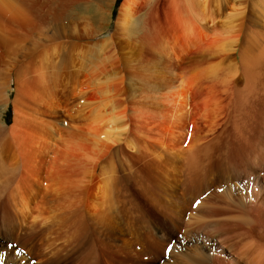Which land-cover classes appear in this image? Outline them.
<instances>
[{
  "label": "bare ground",
  "instance_id": "6f19581e",
  "mask_svg": "<svg viewBox=\"0 0 264 264\" xmlns=\"http://www.w3.org/2000/svg\"><path fill=\"white\" fill-rule=\"evenodd\" d=\"M6 1L7 0H0V5L6 4V5L10 6V4L12 3V0H10L11 1L10 4H7ZM168 1L167 2L169 4V8H168L169 14H168L167 20L163 18L165 15H163V17H162L164 19L163 20L164 23H165V20L168 22L167 32L166 33L163 32V31H166V28L162 32H159V30L156 29V27L157 26L159 27L160 22H159V24L156 22L158 25L152 26L154 28L153 29L154 31H151V32L149 31L150 33L145 34V31L143 32V30L146 28H143L142 32L144 34H140L141 36L143 35L142 38L139 37L142 40L144 39L147 41V42L146 41L145 42L147 43L148 48H150V46H151V49H148V48H146V49H148V51L151 53L153 52L155 61L158 64L157 67H159V69H160L161 74H160V76H158L159 77L158 82H155V81L150 82L151 80L150 79H149L150 81L148 80V78L150 77V76L146 77V75L149 74L148 69H147L148 74H145L146 72L136 71L137 67L136 68L134 67L135 70L130 69L128 71V73L126 72L127 82L124 80L126 82V84H125L126 86H124V84H122V80L124 78L122 79V77H121V79H120L119 73H117L118 69L116 70V65H115L116 63H114L117 61L112 60V57H111L112 55L115 54L114 51L110 52V53H114V54L107 55L110 46H111V48H113L112 45L109 46V44L111 43L109 40H111V38H109V40L107 39V37L103 38V39H98V40H96L90 44H86V46H84V47L79 46V44H81L79 42L78 45L74 43L67 48H65V46H62L60 49L51 48V49H49V50L47 49L45 51H43V49H42V51H43L42 53H40L41 50H40V52L38 51L39 49L37 50L40 53V55H38L35 59V61L38 63V65L36 64L37 65L36 67H38V69H40L41 71L39 70L38 75L36 74V72H37L36 70H35V73L33 71L34 75L36 74V76L34 77V79H32L33 81L29 80L32 82V84L29 81H25V82L23 81L19 84L18 88L16 89V94H15L14 98L12 99V102H13V110L12 111L14 112V116L12 119L13 121L9 126L10 127H16L17 126L18 119H20L19 116L21 113V111H19L20 110L19 107L22 105H25L29 101H31L33 103V105L38 107L36 114H41L39 109L42 108L43 112H45L46 115L48 114V116H51L52 119L48 120L44 123H42V121H40L42 123L41 127H36L37 130H36V132L33 131L34 133L30 132L31 134H30V136H28L30 138L29 142L27 143L28 146L26 144L23 145V147L25 145L27 146V151H26L27 154H26V162H25L26 166L22 165L23 164L22 163L21 166L18 168L19 170L17 171V173L12 172L13 168H11L12 171L10 172V174L13 175L15 173L12 180L16 179V185H20V183L25 180L24 176L22 178H20V176H19V174L22 173V171H20V170H23V169L25 171H28L29 169H31L32 173L35 172L36 176H38L37 180H39V182L35 183L36 187L34 185L32 186L30 184V182H27V181L22 182L21 185L22 184L25 185V190H20L17 192H16V186L14 187L15 189L13 190V197L19 196L18 204L20 205L19 208L21 209V211H20L21 214L19 216H21V219H20V217H18V215H16L17 214L16 212L18 211V209H16L17 211L15 212V215H14V216H16V218H14V216H11L10 214H7V213H6V215L3 214V212H1V211H4V210L1 209V211H0L1 212L0 213V236L2 237V239H5V241L9 240L11 238L14 240H16L15 238H17V240H20L19 236L21 234L26 233V228L24 226V225H26L25 221L27 218L31 217V215L32 216L35 215L32 213L33 207H34L33 204L36 202L35 200L38 199L37 197L42 195L41 194L42 188H46V187L42 186V179L43 178L45 179L47 176L52 175L51 174L52 168L49 167V165L47 163V155L49 152H51L57 146V143L60 142L62 144H67L70 142V139L67 140V138L63 135V131H64L63 129L65 128L64 125H66V122L64 123V125H63L64 128L62 129V127H61V121L62 120L60 119V116L64 112L68 113V110H70V108L76 107L75 108L76 109L75 114H73V115L69 114V120H71V122H72V124H74V126L71 124H67L66 126L69 125L72 128L70 130L74 131V133L72 132L73 135H76V136L78 135L75 133H79V134L82 133V135H86V138H89L92 141L93 144L92 143L91 144L94 145L97 149H99L98 153L101 151H104V149H106V150H107V148L109 149L112 146V143H114V142L118 143L123 138H125V146H121L119 144V146L118 147L115 146L116 148L113 150L114 156L117 157V163L114 166L108 165V169L110 171H108L107 167L105 168V166H104L103 172L104 173L109 172V173H111V175L108 174V175L102 176L103 178H100V176L97 177L96 179L100 178V180H98L91 187V189H90V191H88V194L86 197L87 204L85 205V208H86L85 211L87 213L86 214L87 217H85V218H86V221L90 223V225L92 227L91 228L92 230L90 229V231L92 234H94V236L97 235V234L95 235V233H97V231H98L97 228L102 227L104 223H107V225H109L110 227L112 226L113 222L111 221V219L107 218L108 214L111 212L110 209H112L110 207H113V209H114L113 216L115 214V217H116V214L118 215V213L121 212V210L123 211V209H121L120 206L121 207L126 206L124 203H127L132 208V206L135 202L134 201H133L134 203L130 202V200H132V199H131V197H128V196L127 197L130 198V200H129V202L127 201V199H126L127 197L125 196V193H124L125 183L129 182L128 180L132 176H137V177L140 176L141 177V173H143L142 175H145L147 177V179H149V180H151V177H152V179H153L152 182L153 181L159 182V184H157V182H156V184L158 186L160 185L159 187L161 189H159L157 187L158 191L156 192V196L155 197L153 196L154 198L153 197L152 198H153V201L155 202L154 206H156V204H157V206H158L157 209L161 210L160 213H161L162 219L166 218L168 229H170L172 231L175 230L176 232H181V231L187 232L188 229H194L195 232H196V230L202 231V233H204L210 237L212 236V237L217 238V240H216L217 241L216 243L218 244L217 245L218 246L217 247V253L220 252L222 247H226L227 249H230V251L228 253L229 257H227L225 260L224 259L222 260V259H218V257H217L218 254H214L213 256L203 255V253L199 250L197 245L194 244V246H193V244H192L191 247H188V249L190 248L189 251L186 250L187 252L185 253L187 256L185 258L190 259L192 261V264H264V246L259 244V242L256 240L257 238H255V237H257V233H256V230L254 229L255 228L254 225H255L257 220H255L253 211L248 210V209H244V208H239L237 210V213L239 214L240 217L243 218V220H241V221L245 222L247 229H245L244 231H240V232L234 231V229H233L232 230L233 232H231V234H230L229 232H225L226 228L229 226L228 219L226 222V221H224V219H222V218L220 219V217H221V215H226L228 213L236 212V210H234V208H236V206L234 205L235 204L234 202H236V201L230 195H228V193L225 190L222 191V193H217V192L208 193L205 198H201L200 199L201 201H198V202H200L199 205L193 206V204H192L193 201L198 200L200 197H202L204 195L203 193L206 192L207 189L209 191L210 186L213 185V184H210L212 180L210 181L209 175H210V173H213L214 171H216L220 177V180L216 183H221L225 180L230 181V180L238 178L240 176L247 178L246 180H249L250 183L253 184L254 194H256V195H254L252 193L249 194L248 197H250V198H248V200H250L251 202H255V203L257 202V199H256L257 193L260 192L262 190V188H264V181L258 180V178L255 175V170H253V169H257L258 171L259 170L264 171V169H263L264 168V143L261 142L263 140L260 141V139H257V138H262V136L264 138V132L261 131L263 133V134L261 133L262 134L261 135L259 133V130H258V133L260 134L258 137H256V135H255V137H254V135H251V133L254 131L252 128L254 126L252 125L251 122L255 121L254 109L251 106V104L253 102L252 99L255 98L257 100L258 97H256V96H258L259 93L263 92V90H264V30H262L263 28L261 29L259 27L258 28L261 30H259L258 28L255 29V27L252 25V24H254V21H253V23H251L253 17L251 18V16H248L249 13L248 12L246 13L247 10L245 9L247 6L245 5V2H243L241 0H168ZM250 1L251 0H249V3H250ZM253 1H255V0H253ZM107 2H109V1H107ZM255 2H254V4L252 2L249 5H251V7H252V5L255 6ZM105 4H106V2H105ZM257 4H260V3L258 2ZM262 4H264V0H263ZM139 5H140V0H122V2L120 4V9H119L120 11L118 10L119 14L117 13L118 16L116 17V23L115 24L117 26L116 25L115 26L118 27L120 25L122 26V25H125L126 23H129V21H131L133 19ZM107 6H108V3H107ZM3 7H5V6H3ZM6 8H4V9H6ZM106 8L107 9H104V10H108V7H106ZM253 8H252V10H253ZM109 9H110V7H109ZM256 9L257 8L255 7V11H256ZM99 10H101V9H99ZM263 10L264 9H262V11L261 10L260 11L262 13H264ZM145 11L148 12L147 10H145ZM102 12L104 13V11H102ZM10 13H11V11H10ZM147 14L148 13H146V15ZM253 14H251V15L256 16L255 13H253ZM259 14H261V13H258V16L260 17ZM90 15H92V14H90ZM149 15H147V17ZM98 16H100V15H98ZM101 16H103V15H101ZM105 16H106V14L104 15L103 18H105ZM261 16L264 17V15H261ZM142 17H143L142 19H144V16H142ZM150 17H152V16L150 15ZM259 17H258V20H260ZM262 18H261V21H262ZM155 20H156V18H155ZM101 21H103V19ZM146 21L144 19V23H146ZM149 21H150V19H149ZM136 22L134 19V23H136ZM219 22H220V26H221L220 32H224V33L219 34V33H217L219 31V28L218 29L214 28L215 26H218L217 24ZM142 23H143V21H142ZM151 23H153V22H151ZM156 23H155V25H156ZM164 23H162V25ZM256 23H258V21ZM263 23H264V20H263ZM131 24L132 25H130V28L131 29H132V27L135 28V24L133 25V22ZM138 25H140V24L138 23L137 26ZM165 25L166 24H164V26ZM149 26L151 27V25H149ZM237 26H239V27H237ZM124 27H126V26H124ZM142 27L143 26H141V28ZM212 27L216 31H212L211 30ZM235 27L238 29L236 30ZM130 28H129V30H130ZM126 29L127 28H125V30ZM135 29L133 30V32L137 31V29L136 30ZM148 29L149 28H147V30ZM1 30H0V32H1ZM161 30L162 29L160 28V31ZM113 31H114V29H113ZM127 31H124V33ZM2 32H3V30H2ZM112 32H111V35H112ZM233 32H235V33L237 32V33L233 34ZM240 32L243 33V35L241 36V37H243V41L239 42L238 36H239ZM114 33H113V35H114ZM117 33H119V32H116V34ZM135 33H138V32H135ZM3 34H4V32H3ZM133 35H135V34H131V37ZM138 35H139V33H138ZM1 36L3 37L4 35H0V37ZM116 37H118V36H116ZM131 37H130V39H131ZM118 38H120V37H118ZM123 38L125 39V37H123ZM133 38H135V37H133ZM141 39H139V40H141ZM3 40H1V41H3ZM142 40H141V42H142ZM134 41L135 40L133 39L132 42H134ZM127 42H128V39H127ZM137 42H140V41H137ZM137 42L135 41V44ZM141 42H140V44H145V42L144 43L143 42L141 43ZM148 43H149V45H148ZM111 44H113V40H112ZM145 45H143V46L145 47ZM122 46H123V44H122ZM136 46H137V44H136ZM142 47L140 48V50H142ZM131 48H134V51H135L136 47H131ZM139 48L137 47V50ZM150 50H152V51H150ZM234 50H238L237 57L239 60L240 73L237 76L236 73L234 72L235 75L237 76L236 77L237 79L233 82L234 83V89L231 88L233 92L231 93L232 97H229V101H231V105H230V109H229L228 114L226 113L227 115H225L226 116L225 119L222 118L223 116L222 117L220 116V112L223 109L221 108V110H220V108L218 106H221V105H219V104L216 107V104L218 101L215 102L214 107L219 108V110H220V111L218 110L219 113H218L216 108L211 107L213 104H211V106H210V104H208L206 101V102H203L204 103L203 106L200 105V106H202L201 107L202 113H201V111L200 112L198 111L199 112V114H198L197 110L195 109L196 101L197 100H203V99H200V98L197 99V98L199 96L202 97L200 95V92L203 89H204L203 91H206L205 88H203V89L201 88V86L199 84V83H201V81L196 80L195 74L197 73L196 71L200 68H198V66H197L198 69L196 70V68H195L196 66H193L195 68V71L194 70L188 71V69L190 68V64L187 65L189 67L188 68L185 65L187 63L184 64L183 62L188 61L187 58L192 57V56H197V55L203 56L204 54L215 56L214 54H223L224 52L233 53L232 51H234ZM120 51H121V49H120ZM142 51H144V50H142ZM142 51H139V53ZM231 53H228V54L230 55ZM35 54H37V53H35ZM132 55L134 56V54H132ZM136 55H138V54H136ZM153 55H152V57H153ZM231 55H234V54H231ZM147 56H148V54H147ZM217 56L220 57V59H218V61L217 60L214 61L215 64H219L220 63L219 60L220 61L222 60L221 59L222 56H220V55H217ZM139 57H141V56L139 55ZM152 57L150 59H153V61H154V58H152ZM208 57H210V56H208ZM147 58H149V57H147ZM193 58H195V57H193ZM223 58H224V55H223ZM226 58H228V57H226ZM113 59H115V57ZM120 59L123 61V58L120 57ZM202 60H203V62L200 61V63L202 62L201 68L204 67L203 64H204L205 59H202ZM208 60H209V58H208ZM228 60L225 62L226 64H228ZM142 61L145 62V60H143V58H142ZM132 62H134L133 59H132ZM191 62L192 61H190V63ZM205 62L206 63L210 62V60L209 61L206 60ZM212 62H211V64H212ZM222 62H223V60H222ZM222 62L220 63L221 66H222ZM134 63H136V62H134ZM153 63H151V65ZM157 64H154V65H157ZM183 64L187 67L186 70L188 72L185 71L184 67H183L184 70L182 69ZM207 64L209 66L210 63H207ZM207 64H206V66H207ZM215 64L214 65L212 64V66H209V69L207 67V69H208L207 73L208 74L206 73L207 69L205 70V74H207L209 77L210 76L214 77L219 70L220 64L219 65H215ZM226 64L224 65L223 68H226V66H227ZM229 64H230V61H229ZM140 65H141V63H140ZM231 65H234L233 67H235V65H237V64L236 63L232 64V62H231ZM231 65H230L229 69H231ZM58 66H59V68H61L62 72L61 71H55L54 68H53V70L55 72H57L55 75H56V78L58 79L61 94H60V96H55L54 94H56V93L53 94V90H55V89H53L51 91L52 88L50 89L48 87L47 83L45 82V79L49 75L48 74L46 76L47 68L48 67H51V68L52 67H58ZM140 67H138V69ZM145 67L146 66H144V68ZM193 67L191 69H193ZM24 69L27 70V68H24ZM19 70H22V68L21 69L19 68ZM30 70H32V69H30ZM125 70L127 71V69H125ZM145 70L146 69H144V71ZM52 71L49 70L48 72L52 73ZM190 71L195 72V73L190 74ZM233 71H234V69H233ZM198 72H199V70H198ZM219 72H220V70H219ZM236 72H237V70H236ZM17 73H19V72H17ZM23 73H25V71ZM152 73H150V74H152ZM26 74L27 73H25V75ZM201 74L204 75L203 72ZM23 75H22V78L24 77ZM50 75H52V74H50ZM226 75L223 74L225 79L227 77ZM229 75H232V74L229 73ZM45 76H46V78H45ZM219 76H218V78L221 77V76L220 77ZM223 76H222V78H224ZM232 76H234V75H232ZM50 77H53V75ZM207 77L205 75L206 79H207ZM29 78H31V75L29 76ZM48 78H47V80H48ZM227 78H229V76ZM198 79H200V78H198ZM206 79H205V81H206ZM208 79H211V78H208ZM19 81H21V80L19 79ZM49 81H50V79H49ZM215 81H218V80H215ZM241 81H242V85H240ZM230 82H232V81H230ZM27 83H30L32 86L29 87V84H27ZM48 83H50V82H48ZM136 83H142L148 89L147 94L145 92L146 98L144 97L147 100L146 102L148 103V105H146V106L144 104L143 105H140V104L137 105L135 103H127L126 104V100H125V97L123 94H125V90L132 91V93H134V91H137L139 86ZM211 83H213V81ZM211 83H209L210 85H208V86H211ZM215 83H217V82H215ZM227 83H228V80H227ZM51 84H52V82H51ZM201 84H203V83H201ZM224 84H226V82ZM228 84H230V83H228ZM86 85H91V87H92L91 89H93L92 91H94V90L96 91L95 92L97 94L96 98L95 97H94V99L93 98L92 99L87 98L88 92L91 89L88 90L86 88L85 89L82 88L83 86H86ZM205 86H207V85H205ZM212 86H215V85L213 84ZM212 86L210 88H212ZM229 87H231V86H229ZM227 88H225V90ZM142 89L145 91V88H141L139 90H142ZM223 89H224V87H223ZM231 89L229 88V90H231ZM128 91L126 93H128ZM144 91H142L143 94H144ZM204 93H207V92H204ZM214 94H213V96H214ZM134 95H135V93L132 96H134ZM137 95H140V94H137ZM209 95L206 94V97L207 96L209 97ZM219 95L217 96L218 99H220ZM91 96H93V95H91ZM129 97L131 98V96H129ZM215 97H216V95H215ZM140 98L142 99V97H140ZM262 98H264V97H262ZM221 99L223 100L224 98L222 97ZM132 100H133V97H132ZM137 100L138 99H136V101ZM229 101H228V103H229ZM197 102H200V101H197ZM209 102H210V98H209ZM220 102H222V101L220 100ZM147 103H145V104H147ZM258 103H260V102H258ZM69 105H71L70 108H69ZM197 109H198V107H197ZM258 109H257V111H258ZM263 110H264V108H263ZM223 112L224 111H222V113H221L222 115L224 114ZM196 114L198 116H196ZM255 115H257V113ZM219 117H221L224 121L219 123ZM256 117L258 118V116H256ZM200 119H202V122H203L202 126H200L198 124V123H200L199 122ZM63 121H65V120L63 119ZM256 122H255V124H257ZM67 123H70V122H67ZM262 124H263V122H262ZM260 126H262V125L260 124ZM251 129L253 131H251ZM254 129L256 131V128H254ZM260 130H261V128H260ZM70 134H71V132H70ZM66 136H68V135L66 134ZM82 138H84V136H82ZM6 142H5V144H6ZM70 143H69V145H70ZM0 144L2 145V142H0ZM5 144H4V146H6ZM116 145H118V144H116ZM0 147H2V146H0ZM64 148L66 150H68L69 147L68 148L64 147ZM0 149L2 150V148H0ZM132 150H134V151H132ZM107 151L109 152L110 150H107ZM59 153H61V151ZM63 153H64V151H63ZM65 153L63 154L64 156H65ZM104 153H105V151H104ZM10 154H11V152H10ZM50 155H52V154H50ZM11 156H13V155H11ZM95 156H96V154H95ZM102 156H100V157L102 158ZM112 157H113V155H112ZM67 158H68V156H67ZM67 158H66V160H67ZM58 159L60 160L59 157H58ZM95 159H97V158H95ZM51 160L54 161V157ZM113 160H114V158H113ZM113 162L114 161H112V163ZM139 163L142 165V169H141L142 171L139 169L141 167L137 166V164L139 165ZM49 164H50V162H49ZM53 164H56V163H53ZM53 164H51V165H53ZM65 164H66V162H65ZM65 164H64V166H65ZM95 164H96V161H95ZM248 165H251V166L248 167ZM56 166H57V164H56ZM61 166L64 168L63 165H61ZM55 167H54V169H56ZM92 167H94V165H92ZM16 168H14V169H16ZM214 174H215V172H214ZM146 177H142V178L146 179ZM211 177H213V176H211ZM27 179H28V176H27ZM135 179H137L136 183H138V187H139V185L140 186L142 185V187H140L141 189L144 188L146 186V184L149 183V180H147V179L146 180L148 182L138 180L139 177L135 178ZM48 180H50V179L48 178ZM109 181H110V184H109ZM134 181H133V184H134ZM8 182L6 181V183H8ZM12 182H10V183H12ZM143 182H145L146 184H143ZM212 182H214V181H212ZM0 183H1V181H0ZM10 183H8V184L10 185ZM46 183H47V181H46ZM51 183H52V181H51ZM151 184H149V189H150ZM128 185H130V184L128 183ZM8 186L6 185V188ZM152 186H153V184H152ZM80 187L86 188L83 186H80ZM110 188H111V190H110L111 195H108L110 198V200H109L106 197V195L108 194ZM135 188H136V186H135ZM151 189H152V187H151ZM143 190H140L139 192H141ZM145 190L143 192H145ZM154 190L156 191V187L154 188ZM179 190H181V191H179ZM216 190H218V189H216ZM126 191H127V189H126ZM155 191H154V193H152V195L155 194ZM47 192H49V191H47ZM128 192H130V191H128ZM143 192H142V195H143ZM5 193H7V192H5ZM134 195H136V194H134ZM137 195H138V193H137ZM1 196L2 197H0V208L2 206L4 207L6 205L7 200H8L6 198V195H1ZM136 196H134V197H136ZM105 197L107 198V200L110 201L109 204L107 203L105 205L104 204L105 202L102 201V200H104L103 198H105ZM84 198H85V196H84ZM142 198H143V196H142ZM146 198H147V196H146ZM150 198H149V202L150 203L152 202L151 204H153V201H151L152 198L151 199ZM241 198H243V197H241ZM86 199H85V201H86ZM15 200H17V199H15ZM85 201H84V204H85ZM125 201H127V202H125ZM143 202H142V204H143ZM149 202H148V204H149ZM161 202L164 204L162 205ZM260 202H262V207H260V208L263 209L262 213H264V198H262L260 200ZM138 203H140V202L138 201ZM101 204H104L106 209L103 208L104 205H102V208H101ZM134 205H136V203ZM16 206L18 207V205H16ZM140 206H141V204H140ZM150 206H152V205H150ZM6 207H8V206H6ZM127 208L129 209L130 207L127 206L126 209ZM143 208H145V207H143ZM137 209L138 208H136V212L140 213L139 211H137ZM105 210L109 211L106 216L104 214ZM132 210H134V209H132ZM5 211L9 212V210H5ZM12 211H14V210L12 209ZM140 211H141V208H140ZM255 211L257 212L258 210H255ZM128 212H126V214ZM187 212H189L188 218L186 216ZM252 212H253V214H252ZM38 213H40V212L38 211ZM198 213H200V214H198ZM74 214H76V213H74ZM110 214H109V216H111ZM126 214L124 216H126ZM131 215H133V214H131ZM139 216H140V214H139ZM229 216H231V215H228L226 217H229ZM37 217L33 216L32 219L35 220ZM40 217H42V216L40 215ZM121 217H122V214H121ZM141 217H143V216H141ZM148 217H150V216H148ZM236 217H238V215ZM113 218L114 217H112V220H113ZM122 218H124V217H122ZM131 218H134V217H131ZM137 218L138 217L136 216V219ZM229 218L232 219L233 221L235 220L234 217H229ZM115 219H117V218H115ZM119 219H121V218H119ZM34 220H33V222H34ZM83 220L84 219H82V221ZM124 220L122 222H124ZM38 221H40V220H38ZM129 221H130V219H129ZM160 221H162V220H160ZM237 221H239V220H237ZM115 222L116 221H114V223ZM120 222H121V220H120ZM141 222H143V221H141ZM44 223H46V222H44ZM127 223H128V221H127ZM130 223H131V221H130ZM143 223H142V225H143ZM34 224L37 226V222ZM52 224H53V222H52ZM54 224H55V222H54ZM145 224H147V223H145ZM263 224H264V220L262 221V225ZM32 225H33V223H32ZM139 225L141 226L140 223H139ZM149 225L150 224L144 226V228L145 227L147 228V226H149ZM164 225H165V223H164ZM234 225H237V224L234 223ZM29 226H30V224H29ZM46 226H49V225L47 224V225H45V227ZM130 226L131 225H129V227ZM33 227L35 228V226H33ZM81 227L79 230H81ZM110 227H108V228H110ZM41 228H42V226H41ZM133 228H134V226H133ZM135 228H137V227L135 226ZM138 228L140 229V227H138ZM151 228H153V227H151ZM240 229H242V228L240 227ZM37 230L35 231V233L38 232ZM79 230L76 229L77 232ZM102 230H103V228H102ZM262 230L263 229H261V228L259 229V231L257 229V231L259 233L258 237H261V238L263 237V239H264V232ZM109 231H110V229H109ZM152 231L153 230L147 229L143 232V235H140L141 232H139L138 236L139 237L141 236L140 239H142L144 241V243H145V241H148V244H149L151 251L156 250V249H159V251H160L161 246H158L159 243L157 245V241L159 238L157 239L155 237L156 236L155 233H152ZM164 231H165V229H164ZM127 232H128V230H127ZM27 233H29V232H27ZM132 233H131V235H132ZM88 234H86V235H88ZM121 234H123V233H121ZM119 235H118V237H119ZM108 236H111V235H108ZM92 237H93V235H92ZM92 237H90V238L92 239ZM41 238H40V240H41ZM93 238H95V237H93ZM96 238H97V236H96ZM113 238H115V237L113 236ZM151 238H154V239H152V240H154L153 243L149 242V241H151ZM40 240H39V242H40ZM95 240H97V239H95ZM205 240H207V239H205ZM232 240H234L233 243L236 245H238V243L235 241H241V243H239V247L238 246L236 247L235 245H234L235 246L234 247ZM114 241H115V239H114ZM163 241H166V240H163ZM28 242H30V241H28ZM70 243H68V244H70ZM24 244H25V242H24ZM91 244H92V242H91ZM93 244H95V243H93ZM94 246H96V244ZM130 246H129V249H130ZM164 246H165V244H164ZM66 247L67 246H64V248H66ZM71 247L73 248V246H71ZM144 247H145V244H144ZM176 248H178V247H176ZM61 249H62V247H61ZM96 249H98V247ZM129 249H127V251ZM28 250H29V248H28ZM73 250H75V249H73ZM142 250H140V252ZM62 251H63V249H62ZM83 251L84 252H83V256H82V261H80L79 264H87V263L92 264L97 260L95 258L96 260L93 262V260H94V258H93L92 263L90 262L93 254H96V253H94L93 247L91 245L88 246L86 251L84 249H83ZM101 252H102V250H101ZM146 252H145V254H146ZM36 253H37V251H36ZM155 253H156V251H155ZM71 254H72V252H71ZM75 254H77V253H75ZM153 254H154V252H153ZM162 254H164V253H162ZM176 254H178V253H176ZM44 255L46 256V253ZM49 255H51V254H49ZM57 255H58V252H57ZM62 255L63 254L60 255V258ZM97 255H98V252H97ZM134 255H137V254H134ZM19 256H21V255H19ZM146 256H148V255H146ZM29 257H31V256H29ZM38 257H40V256H38ZM42 257H44V256H42ZM58 257H59V255H58ZM68 257L69 256H67V258ZM95 257H97V256H95ZM136 257H138V256H136ZM20 259H21V257H20ZM70 259H72V256ZM74 259L75 258H73V260ZM80 259H81V257H80ZM43 260H45V257ZM52 260H55V259L52 258ZM65 260H67V259H65ZM104 260H105V258H104ZM148 260H149V256H148ZM180 260L183 263L186 262L187 264H189L186 259H180ZM45 261H48V260H45ZM98 261L100 262V260H98ZM105 261H107V260H105ZM125 261H126V259H125ZM129 261H131V260H129ZM129 261H128V264H129ZM134 261L139 263V260L138 261L134 260ZM42 262L43 261H41L40 263L42 264ZM122 262H123V260H122ZM53 263L54 262H52V264ZM69 263H71V262H69ZM75 263H77V262H75ZM179 263L181 264V262H179ZM108 264H110V263H108Z\"/></svg>",
  "mask_w": 264,
  "mask_h": 264
},
{
  "label": "rangeland",
  "instance_id": "374dc122",
  "mask_svg": "<svg viewBox=\"0 0 264 264\" xmlns=\"http://www.w3.org/2000/svg\"><path fill=\"white\" fill-rule=\"evenodd\" d=\"M107 1H109V2H107ZM167 1L168 0H140V5H139V7L137 9L138 12L136 11L133 19L131 20L133 22V25L135 24V28L137 29V31H135V32H138L139 35H138V33L133 32V30L135 28H133V27H132V29L130 28V25H132L131 24L132 23L131 21H129V23H126L125 25H122V26L120 25V26L116 27L117 26L115 24L116 23V17L119 14L118 12L120 11L119 9H120V4H121L122 0H12V3H11L10 0L9 1L7 0L6 1L7 4H10L11 3L10 6L9 5H6V4L5 5L4 4L3 5H0V30L2 29L3 32H4V34H3L2 30L0 32V35H4L3 37L2 36L0 37V130H1L0 131V142H2V145L0 144V146H2V147H0V148H2V150L0 149V181H1V183H0V192L1 193L0 194L1 195H6V198L9 200V201L7 200L6 205L4 207L2 206L0 208V211H1V209L4 210V211L5 210H9V212L8 211L7 212L6 211L5 212L4 211H1V212H3V214L6 215V213H7V214H10L11 216H14L15 215V212L17 211L16 209H18V211L16 212L17 213L16 215H18V217H20V219H21V216H19L21 214V212H20L21 209L19 208L20 205L18 204L19 196H17V197L14 196L13 197V190L15 189L14 187L16 186V192H17V191H20V190H25V185H23V184L21 185L22 182H25V181L30 182V184L32 186L33 185L35 186L36 185L35 183H38L39 182V180H37V177L38 176H36L35 172L32 173V170L29 169V168H28L29 169L28 171H25L24 169L23 170H20V171H22V173L19 174L20 178H22L23 176L25 177V180L22 181L20 183V185H16V179H14V180H12V179H13V176L15 175V173H17V171L19 170L18 168L21 166L22 163H23L22 165L26 166V163L25 162H26V154H27L26 151H27V146H28L27 143L29 142V139H30L28 136H30V134L33 131L36 132V130H37L36 127H41L42 123H44V122H46L48 120H51L52 117L51 116H48V114L46 115L45 112H43L42 108L39 109V111L41 112V114H36V111H37L38 107H36L35 105H33V103L31 101H29L25 105H22V106L19 107L20 108L19 111H21V113H20V116H19L20 119H18L17 126L16 127H10L9 126L12 123V121H13L12 119H13V116H14V112L12 111L13 110V102H12V99L14 98V96L16 94V89L18 88V86H19V84L21 82H23V81L25 82V81L32 80V79H34V77L36 76V74L37 75L39 74V70L40 69H38V67H36L38 65V63L35 61L36 57L38 55H40V53H42L43 51H45L47 49L48 50L51 49V48H58V49H60L62 46H65V48H67V47H69L70 45H72L74 43L78 45L79 42L81 43V44H79V46H83L84 47V46H86V44H90V43H92V42H94V41H96L98 39H103V38H106L107 37L108 40H109V38H111V40H109V41L112 43V40H113V44H114V45L111 44V43L109 44V46L112 45L113 48H111V46H110L107 55H112V54L115 53L114 54L115 56L112 55L111 57H112V60L117 61V62H114V61L113 62L116 63L115 64L116 65V70L117 69L119 70V71L117 70V73H119L120 79H121V77H122V79L124 78L122 80V84H124V86H126L125 84L127 82V80H126L127 79L126 78V76H127L126 72L128 73V71L130 69H134L135 70L136 67H137L136 68L137 69L136 71H138V72H146L145 74H148V72H147V69H148L149 74L146 75V77L147 76L148 77L150 76L148 78V80L150 79L151 80V81L149 80L150 82H152V81L158 82L159 81V77L158 76H160V74H161L160 73V69H159V67H157L158 64L155 61L153 52L151 53V52L148 51V49H151V46H150V48H148L147 43H146L147 41L144 40V39L142 40L141 38H142L143 35L141 36L140 34H144L143 33L144 31H145V34L150 33L151 31H154L153 30L154 28L152 26H157L159 24V22H160L159 27L162 30L160 31V28L158 26L156 27V29H158L159 32H162L166 28V31H163V32L164 33L167 32L168 22L166 20H167L168 14H169V11H168L169 10L168 9L169 8V4H168L169 1L168 2ZM241 1L245 2V5L247 6L245 9L247 10L246 13L247 12L249 13L248 16H251V18L253 17L251 23H253V21H254V24H252V25L255 27V29L259 27L261 29L263 28L262 30H264V25H263L264 24L263 23L264 17L261 16V15H264V13L261 12L262 9H264V7H263L264 4H262L263 0H255L256 2L253 1V0H251L253 2V4L255 2V6L252 5V7H251V5H249V4L252 3L251 1H250V3H249V0L248 1L247 0H241ZM257 1L260 4H257L258 3ZM105 2H106V4H105ZM107 3H108V6H107ZM3 6H5V7H3ZM106 7H108V10H104V9H107ZM109 7H110V9H109ZM255 7L257 8L256 11H255ZM4 8H6V9H4ZM98 8L101 9V10H99ZM252 8H253V10H252ZM145 10H147L148 12H146ZM10 11H11V13H10ZM102 11H104V13ZM263 12H264V10H263ZM146 13H148L147 15L150 14L152 17H150V15L147 17ZM253 13H255L256 16H253L254 15ZM258 13H261V14H259L260 17L258 16ZM90 14H92V15H90ZM105 14H106V16H105V18H103ZM251 14H253V15H251ZM98 15H100V16H98ZM101 15H103V16H101ZM163 15H165V16L163 17ZM142 16H144L145 21L147 20L146 23H144V19H142L143 18ZM162 17L164 19H166L165 20V23H164V21H163L164 19ZM258 17L260 18V20H258ZM155 18H156V20H155ZM261 18H262V21H261ZM102 19H103L104 22L101 21ZM134 19H135V22L137 21L136 23H134ZM149 19H150V21H149ZM142 21H143L144 24L142 23ZM255 21L256 22L258 21L259 24L256 23ZM151 22H153V23H151ZM154 22L155 23L157 22L158 24L156 23V25H155ZM138 23L140 25L137 26ZM162 23H164L166 25L164 26V24L162 25ZM146 24L148 26L151 25V27L150 26L148 27ZM217 25L218 26H215L214 27V28H217V29L219 28V31L217 33H219V34L220 33H224V32H220L221 31V29H220V27H221L220 26V22ZM124 26H126V27H124ZM141 26H143V27L141 28ZM237 27H239V26H237ZM125 28H127V29L125 30ZM129 28H130V30H129ZM143 28H146V29L143 30ZM147 28H149V29L147 30ZM113 29H114V31H113ZM235 29L237 30L238 28L235 27ZM261 29H259V30H261ZM123 30L124 31H127L128 30V31L124 33ZM142 30H143V32H142ZM211 30L212 31H216L215 29H213V27H212ZM111 32H112V35H111ZM116 32H119V33L116 34ZM113 33H114V35H113ZM236 33L233 32V34H236ZM241 33L242 32H240L239 33V36H238L239 42L240 41H243V37H241L243 35V33L242 34ZM131 34H135V35L137 34V35L136 36L133 35L131 37ZM115 35L118 36V37H120V38L116 37ZM129 36L131 37L132 40L130 39ZM123 37H125V39ZM133 37H135L136 39L133 38ZM139 37H141V38H139ZM127 39H128V42H127ZM133 39L136 42L137 41H140L141 42V40H142V42L144 43L146 41L145 42L146 45L145 44H140V42H137L136 43L137 46H136L135 41L132 42ZM139 39H141V40H139ZM1 40H3V41H1ZM122 44H123V46H122ZM139 45L141 47L143 45H145V47L144 46L142 47V50H144V51L140 50L141 47ZM148 45H149V43H148ZM131 47H136L135 48V51H134V48H131ZM137 47L138 48L140 47V48L137 50ZM146 48H148V49H146ZM42 49H43V51H42ZM120 49H121L122 52L120 51ZM37 50L39 52L41 50V52L39 53ZM113 51H114V53H110V52H113ZM139 51H142L143 53L142 52L139 53ZM150 51H152V50H150ZM232 52L233 53H231V52H227V53L224 52L223 54H214L215 56L204 54L207 58L204 55L203 56L202 55L192 56V57H188L187 58L188 61L183 62L184 64L187 63V64H185L186 66L188 64H190V68L187 66L189 68L188 71L189 70H192V71L194 70L195 71V68H196V70L198 68H200V69H198L199 72H198V70L196 71L197 72L195 74L196 75V80H199V81H201V83H203V84H201V83H199V84H200L201 88L202 89L205 88L206 91H203L204 89L203 90L201 89L202 91L200 92V95L203 98L200 97V96L197 98V99H199V98L200 99H203V100H197V101H200V102H197L196 101V107H195V109L197 110V113L198 114H199L200 111L202 113V108L201 107L204 104L203 102H206V101H207L208 104H210V106H211V104H213L211 107H214L215 106L214 105L215 102L218 101L217 104H216V107L218 106V104L221 105V106H218V107L220 108V110H221V108L223 109L220 112V116L221 117L223 116L222 117L223 119H225V117H226L225 115L228 114L229 109H230V105H231V101H229V97H232V94L231 93L233 92L232 89H234V83L233 82L237 79L236 77L240 73L239 60H238V57H237L238 50H234ZM35 53H37V54H35ZM228 53H231V54H234V55H231V54L229 55ZM132 54H134V56ZM136 54H138V55H136ZM147 54H148V56H147ZM139 55L141 57H139ZM152 55H153V57H152ZM217 55L222 56L221 59L223 60L224 63L222 62V60L221 61L219 60L220 63L222 62V66L218 62L220 64V67H219L220 72L218 70V72H217L218 75L216 74L214 77L213 76H210L209 77L207 75L208 74L207 72H208L209 66H212V64L214 65L215 64L214 61H216V60L218 61V59H220V57H218ZM223 55H224V58H223ZM208 56H210V57H208ZM225 56L228 57V58H226ZM114 57H115L116 60L113 59ZM120 57L123 58V61L120 59ZM147 57H149V58H147ZM151 57L154 58V61H153V59H150ZM193 57H195V58H193ZM142 58H143V60H145V62L142 61ZM208 58L210 60V62H207V63H210L209 66L205 62L206 60L209 61ZM132 59L136 63L132 62ZM202 59H205L204 64H203V66H204L203 68H201V65H202V62H203ZM227 60H228V64H229V61H230V64L229 65L225 63ZM190 61H192L191 62L192 64L190 63ZM200 61H202V62L200 63ZM211 62H212V64H211ZM231 62H232V64H235L236 63L238 66L235 65V67H233L234 65H231ZM140 63H141V65H140ZM151 63H153V64L151 65ZM154 64H157V65H154ZM184 64L182 66V69L184 70V68H185V71H187L186 70L187 67ZM206 64H207V66H206ZM219 64H215V65H219ZM225 64L227 65L226 68L228 70L226 68H223ZM230 65H231V69H229L230 68ZM144 66H146V67L144 68ZM193 66H196V67L194 68ZM197 66H198V68H197ZM138 67H140V68L138 69ZM192 67H193V69H191ZM207 67H208V69H207ZM19 68L20 69L22 68V70H19ZM24 68H27V70L24 69ZM53 68L55 69V71H61L62 72V70H61V68H59V66L58 67H52V68L51 67H48L47 68V71H46V73H47L46 76L49 74L48 75L49 78L47 77L48 78V80H47V78L45 76V78H46L45 79V82L47 83V85H48V87L50 89L52 88L51 91L53 89H55V90H53V94L56 93V94H54L55 96H60L61 90H60V87H59L58 79L56 78V75H55L57 72H55L53 70ZM30 69H32V70H30ZM125 69H127V71ZM144 69H146V70L144 71ZM206 69H207V71H206L207 74H205V70ZM233 69H234V71H233ZM35 70L38 73L36 72V74L34 75ZM49 70L52 71V73L51 72H48ZM236 70H237V72H236ZM22 71L23 72L25 71V73H27L28 75L27 74L25 75V73H23ZM33 71H34V73H33ZM192 71H190V74H194L195 73V72H192ZM17 72H19V73H17ZM202 72L204 73V75L201 74ZM234 72L236 73L237 76L235 75ZM150 73H152V74H150ZM229 73L232 74V75H234V76L229 75ZM50 74H52L53 77H50V76H52ZM223 74L226 75L227 77L229 76V78L226 77V79L228 80V83H230L231 85L227 83V80L225 79V77L223 76ZM22 75L24 76L23 78L25 80L22 78ZM30 75H31V78H29ZM205 75H206V77L208 76L207 79L205 78ZM218 76L220 78H218ZM222 76L224 78H222ZM198 78H200V79H198ZM208 78H211V79H208ZM19 79L21 81H19ZM49 79H50V81H49ZM205 79H206V81H205ZM211 80L213 81V83H211L212 82ZM215 80H218V81H215ZM230 81H232V82H230ZM29 82H31V81H29ZM48 82H50V83H48ZM51 82H52L53 85L51 84ZM215 82H217V83H215ZM225 82H226V84H224ZM209 83H211V86L213 84L215 86H212V88H210L211 86H208V85H210ZM27 84H29V87L32 86L31 85L32 82H31V84L30 83H27ZM136 84L139 86V88L137 89V91H134V93H135L134 96L135 97L132 96L134 94V93H132V91L125 90V94H123V95L125 97L126 104L127 103H135L137 105L138 104H140V105H143L144 104L145 106L148 105V103L146 102L147 100L145 99L146 98L145 96L147 94V90L148 89L142 83H136ZM205 85H207V86H205ZM240 85H242V81H241V84ZM229 86H231V87H229ZM223 87H224V89H223ZM82 88L83 89L86 88V89L90 90L92 87H91V85H86V86H83ZM141 88H145V91L143 89L142 90H139ZM225 88H227V89L225 90ZM229 88L230 89L232 88V89L229 90ZM92 90L93 89H91L88 92V96H87L88 99H90V98L91 99L92 98L94 99V97L95 98L97 97V94L95 93L96 91L95 90L92 91ZM127 91H128V93H126ZM142 91H144V94H143ZM145 92H146V94H145ZM204 92H207V93H204ZM261 93H259V95L256 96L261 101L258 98H257V100L254 98V99H252L253 102L251 104V106L254 109V117H255V121L251 122L252 125L254 126L252 128H253L254 131H255L254 128H256V131L255 132L251 129V131H253L251 133V135H254V137H255V135H256V137H258L262 132H264V114H263L264 113V110H263V108H264V98H262V97H264V90ZM137 94H140V95H137ZM206 94L207 95L210 94L209 97L208 96L206 97ZM213 94H214V96H213ZM217 94L218 95L220 94L219 95V98L220 99H218V97H217L218 95ZM226 94L227 95L229 94V95L227 96ZM91 95H93V96H91ZM215 95H216L217 98L215 97ZM129 96H131V98ZM221 96L224 98L223 100L221 99L222 98ZM132 97H133V100H132ZM140 97H142V99ZM209 98H210V102L211 103L209 102ZM136 99H138V100L136 101ZM127 100L128 101L130 100V101L128 102ZM220 100L223 103L220 102ZM228 101H229L230 104L228 103ZM258 102H260V103H258ZM145 103H147V104H145ZM9 105H11V111H10V113H7V109H8V106ZM200 105H202V106H200ZM70 106L71 105H69V108H70ZM197 107H198V109H197ZM216 107H214V108H216ZM75 108L76 107L70 108V110H68V113L67 112H64L60 116V119L62 120L61 121V127H62V129L65 126V128L63 129L64 130L63 131V135L67 138V140L70 139V142L71 143L68 141L70 143V145H69V143L62 144V143H60L58 141L59 143H57V146L53 149L54 151L52 150L51 151L52 153L49 152L48 155H47V163H48L49 167L52 168V169L50 168L52 175L49 174L51 177L50 176H47L45 179L44 178L42 179V186L43 187H46V188H42V193L41 194L43 196L40 195L39 197H37L38 199H36L35 200L36 202L33 204L34 207H33L32 213L35 214L33 216H36V217L38 216V217L34 220V219H32L33 216L31 215V217H29V218L26 219V221H25L26 222V225L28 224L27 226L24 225L25 228H26V233L21 234L19 236L20 237V240H17V238H15L16 240H14V239L11 238V239L5 241V239H2V237L0 236V264H21V263L22 264H39L41 261H43L42 264L43 263L44 264H52V262H54L53 264H72V263L73 264H79V262L82 261V256H83V252H84L83 249L86 251V249L90 245L93 247L94 253H96V254H93L92 259L90 260V262L92 263V260L94 258L93 262L97 259L95 261L97 264H108V263H110V264H128V261L129 260H131V261H129V264H142V263L143 264H148V263L149 264L150 263L151 264H156V263L157 264H164V263L165 264H176V263L177 264H180L179 262H181V264H182L183 262L180 259H186L189 264H192V261L190 259L185 258V257H187L186 254H185L187 252L186 250L189 251L190 248L188 249V247H191L192 244H193V246H194V244H196L197 247L199 248V250L205 256H207V255L213 256L214 254H218V256L217 255L216 256L218 257V259H222V260L223 259L225 260L227 257H229V254L228 253H229L230 249H227L226 247H222V249L220 250V252L217 253V247H218L217 246L218 244L216 243L217 242L216 241L217 238L212 237V236L210 237V236L202 233V231H197L196 230V232H195L194 229H188V231L187 232L185 231L186 232L185 233L183 231L176 232L175 230L172 231V230L168 229L166 218L162 219V216H161V213H160L161 210L160 209H157L158 208L157 204H156V206H154L155 205V202L153 201V198L156 196V192L158 191V188L161 189L159 187L160 185L159 186L157 185V184H159V182L156 181L157 184H156L155 181L152 182V180H153L152 177H151V180H149V179H147V177L145 175H142L143 173H141V177L138 176L139 177L138 180H140V181H146V182H148L147 180H149V183L148 184H146L145 182H143V184H146V186L144 185L146 188L143 186L144 188L141 189L140 187H142V185L141 186L139 185V187H138V183H136V180L137 179H135V178H138L137 176H132L128 180L129 182H126L127 184L125 183V187L126 186L127 187L126 188L124 187V190L125 191L127 189V191H126L127 193L124 191L125 196L126 197L127 196L128 197H131V199H132V200H130V198L127 197L126 198L127 201L128 202H129V200H130V202H133L134 201L137 206L134 205L135 203L133 202L134 204L132 203L133 206L131 208L130 205H128L127 203H124L126 206H123V207L120 206V208L123 209V211L121 210V212H119L118 215L116 214V217H115V214L113 216V213H114L113 207H110L113 210L109 208L110 211H111L110 212L111 214L110 213L109 214L111 216H109V214H108L107 218L108 219H111V221L113 223H114V221H116L114 223L115 225L112 223V226L113 227L112 226L110 227L109 225H107V223H104L102 227L97 228L98 231H97V233H95V235L97 234L96 235L97 238H96V236H94V234L91 233L90 229L92 227H91L90 223L86 221V218H85V217H87V215H86L87 213L85 211V209H86L85 208V205L87 204L86 197H87L88 191H90L91 187L98 180H100V178H103L102 176H105V175H108V174L111 175V173H109V172H107V173H104L103 172L104 171V166H105V168L107 167V169H108V165L114 166L117 163V157L114 156L113 150L116 147H118L119 144L121 146H125V138H123L124 140L122 139L118 143L117 142L112 143V146L113 147L112 146L111 147L113 149L111 147H110L111 149L110 148L109 149L107 148V150H110V151L112 150L111 152L110 151L108 152L106 149H104L105 153H104V151H101V152L98 153V150L99 149H97L94 145H92L93 144L92 141L89 138H86V135H82V133H80V134L79 133H75V134H78L79 136L78 135L77 136L76 135H73L72 132L74 133V131H71L70 130L72 128L69 125L66 126L67 124H71V125L74 126V124H72L71 120H69V114H71V115L75 114V111H76ZM219 108H216L217 111L219 110ZM257 109H258V111H257ZM219 111H218V113H219ZM222 111H224L223 112L224 113L223 115L221 114ZM256 113H257V115H255ZM196 116H198V115L196 114ZM256 116H258V118ZM221 117H219V123H221V122L224 121ZM63 119L65 121H63ZM40 121H42V123ZM65 122H66V125H64ZM67 122H70V123H67ZM199 122L200 123H198V124L200 126H202V124H203L202 119H200ZM255 122L257 124H255ZM262 122H263V124H262ZM260 124L262 126H260ZM260 128H261V130H260ZM258 130H259V133L260 134L258 133ZM69 131L71 132L72 135L70 134ZM66 134L68 136H66ZM81 135L84 136V138H82ZM257 139H260V141L263 140L261 142L264 143L263 136H262V138H257ZM5 140L6 141L8 140V141L6 142ZM5 142H6V144H5ZM4 144L6 146H4ZM24 144H26L27 146L25 145L26 147L25 146L23 147ZM116 144H118V145H116ZM64 147H66V148L69 147V148H68V150H66ZM60 151H61L62 154L59 153ZM63 151H64V153L66 152L65 153V156L63 155L64 154ZM132 151H134V150H132ZM10 152H11V154H10ZM50 154H52V155H50ZM95 154H96V156H95ZM11 155H13V156H11ZM66 155L68 156V158H67ZM112 155H113V157H112ZM100 156H102V158ZM53 157H54V161L55 162L53 160H51V159H53ZM58 157L60 158V160L58 159ZM66 158H67V160H66ZM95 158H97L98 160L95 159ZM113 158H114V160H113ZM111 160L114 161L115 163L114 162L112 163ZM48 161L50 162V164H49ZM64 161L66 162V164H65ZM95 161H96V164H95ZM52 162L53 163H56L57 166H56V164H53ZM63 163L65 164V166H64ZM51 164H53L54 166L51 165ZM61 165H63L64 168ZM92 165H94L95 168L92 167ZM15 166L16 167L18 166V167L16 168ZM137 166L141 167V168L138 167L140 170L142 169V165L140 163H139V165L137 164ZM250 166L251 165H248V167H250ZM54 167L56 169H54ZM11 168H13V171H12ZM14 168H16V169H14ZM253 170H255V175L258 178V180H260V181L263 180L264 181V171L263 170L262 171L261 170L258 171L257 169H253ZM11 171L12 172H15V173L12 175V174H10ZM108 171H110V170L108 169ZM214 172H215V174H214ZM214 172L213 173H210V175H209L210 181L211 180L214 181V182L211 181V183H210V184H213V185L210 186L209 191L207 189V191L203 193L204 195L202 197H200L198 200H195V201L192 202L193 206L199 205L200 202H198V201H201L200 200L201 198H205L208 193H215V192L222 193V191L225 190L228 193V195H230L236 201V202H234L235 203L234 205L236 206V208H234V210H236V212H234V213H228L226 215H221V217H220V219L222 218L226 222H227V219H228L229 226L226 228L225 232H229L231 234V232H233L232 231L233 229H234V231H237V232L244 231L245 229H247V226L245 225V222L241 221V220H243V218L239 216V214L237 213V210L239 208H244V209L251 210V211L254 212L255 220H257L256 223H255V225H254L255 226L254 229L256 230V233H257V237H255V238H257L256 240L259 242V244H261L262 246H264V239H263V237L262 238L261 237H258L259 236L258 231H259L260 228L263 229L262 231L264 232V224L262 225V221L264 220V215H263L264 213H262L263 209L260 208V207H262V202H260V200L262 198H264V188H262V190L260 192H258L259 194L256 192L257 193V196H256L257 202L256 203L255 202H251L250 200H248V198H250L248 196L251 193L254 194V189H253V184L250 183L249 180H246L247 178H244L243 176H240V177L235 178V179H232L230 181L229 180H225V181H223L221 183H216V182H218L220 180V177H219V174L216 171H214ZM26 175L28 176V179H27V176ZM99 176H100V178L96 179ZM211 176H213V177H211ZM142 177H146L147 180L145 178H142ZM48 178L50 180H48ZM6 181L7 182L9 181L8 183H10L12 181L13 182L10 183V185H9L8 183H6ZM46 181H47V183H46ZM51 181H52V183H51ZM133 181H134V184L135 185L133 184ZM128 183L130 185H128ZM151 183L153 184V186H152ZM109 184H110V181H109ZM149 184H151L150 185V189H149ZM6 185L7 186L9 185L10 187L8 186L6 188ZM131 185L134 188L136 186V188L134 189ZM80 186L86 187L87 189L86 188H81ZM151 187H152L153 190L151 189ZM155 187H156V191L154 190ZM139 189L140 190H143V189L145 190L146 189V190H145V192H143L144 190L141 191V192H139L140 191ZM216 189H218V190H216ZM110 190H111V188L109 189V192L106 195V197L109 200H110V198H109L108 195H111V191ZM47 191H49V192H47ZM128 191H130V192H128ZM154 191H155V194L152 195V193H154ZM179 191H181V190H179ZM5 192H7V193H5ZM142 192H143V195H142ZM137 193H138V195H137ZM134 194H136L139 198L136 195H134ZM1 195H0V197H2ZM133 195L136 196L137 198L134 197ZM254 195H256V194H254ZM84 196H85V198H84ZM142 196H143V198H142ZM146 196H147V198H146ZM106 197L103 198L104 200H102L103 202H105L104 203L105 205L107 203L109 204V202H110L109 200H107ZM148 197L149 198L150 197L151 198L153 197L152 199L150 198L151 201H153V204H151L152 202L151 203L149 202V198ZM241 197H243V198H241ZM15 199H17V200H15ZM85 199H86V201H85ZM140 200L142 202L144 201L143 204H142V202ZM84 201H85V204H84ZM127 201H125V202H127ZM138 201L140 203H138ZM148 202H149V204H148ZM104 204H101V208H102V205H104ZM140 204H141V206H140ZM163 204L164 203H162V205ZM16 205H18V207ZM105 205H104L103 208L106 209ZM150 205H152V206H150ZM6 206H8V207H6ZM127 206H129L130 208L129 209L128 208L126 209ZM139 207L141 208V211L142 212L140 211V208ZM143 207H145V208H143ZM136 208H138L137 211H139L140 213H137L136 212ZM12 209L14 211H12ZM132 209H134V210H132ZM255 210H258V211L256 212ZM38 211L40 213H38ZM108 212H109L108 210H105L104 211L105 216L107 215ZM126 212H128V213L126 214ZM253 212H252V214H253ZM74 213H76V214H74ZM124 213L126 214V216H124L125 215ZM188 213L189 212H187V215H186L187 218L189 216ZM121 214H122V217H124V218L121 217ZM131 214H133V215H131ZM139 214H140V216H139ZM198 214H200V213H198ZM40 215L42 217H40ZM228 215H231L229 217H234L235 220L233 221L229 217H226ZM237 215H238V217H236ZM136 216L138 217L137 219L140 222L136 219ZM141 216H143L144 218L141 217ZM148 216H150V217H148ZM112 217H114L113 220H112ZM131 217H134V218H131ZM14 218H16V216H14ZM115 218H117V219H115ZM119 218H121V219H119ZM82 219H84L83 220L84 222L82 221ZM129 219H130L131 223H130ZM33 220H34V222H33ZM38 220H40V221H38ZM120 220H121V222H120ZM123 220H124V222H122ZM160 220H162V221H160ZM237 220H239L240 222L237 221ZM51 221L53 222V224H52ZM127 221H128V223H127ZM141 221H143V222L145 221V222L143 223ZM36 222H37V226L34 224ZM44 222H46V223H44ZM54 222H55V224H54ZM32 223H33V225H32ZM139 223L141 224V226L139 225ZM142 223H143V225H142ZM145 223H147V224H145ZM164 223H165L166 226L164 225ZM234 223H236L237 225H234ZM29 224H30L31 227L29 226ZM47 224L49 226H46L45 227V225H47ZM128 224L131 225V226L129 227ZM148 224H150V225L147 226V228L146 227L144 228V226H146ZM33 226H35V228ZM41 226H42L43 229L41 228ZM107 226L110 227V228H108ZM133 226H134V228H133ZM135 226L137 228H135ZM80 227H81V230H79ZM138 227H140L141 230ZM151 227H153V228H151ZM240 227L242 229H240ZM102 228H103V230H102ZM256 228L258 229V231H257ZM28 229L29 230L31 229V230L29 231ZM76 229L79 230V231L77 232ZM109 229H110V231H109ZM142 229L144 231L147 230V229L148 230H153L152 233H155V235H156L155 237L157 239L158 238L160 239V240L158 239L159 242L157 241V245L159 243L158 246H161L160 251H159V249L152 250L154 252V254H153V252L151 251V249L149 247L148 241H145V243H144V241L142 239H140L141 236L139 237L138 234H139V232H141L140 235H143V232L144 231ZM164 229H165V231H164ZM36 230L39 233L38 232L35 233ZM127 230H128V232H127ZM27 232H29V233H27ZM130 232L131 233L133 232L132 235H131ZM121 233H123V234H121ZM86 234H88V235H86ZM92 235L95 238H93ZM108 235H111V236H108ZM118 235H119V237H118ZM113 236L115 238H113ZM90 237H92V239ZM40 238H41V240H40ZM95 239H97V240H95ZM114 239H115V241H114ZM152 239H154V238H151V241H149V242H152L153 243L154 240H152ZM205 239H207V240H205ZM39 240H40L41 243L39 242ZM163 240H166V241H163ZM234 240H232V243H233ZM28 241H30V242H28ZM24 242H25V244H24ZM91 242H92V244H91ZM235 242H237L238 245H236V244L233 243V246L235 245L236 247L237 246L239 247V243H241V241H235ZM68 243H70V244H68ZM93 243H95L96 246H94L95 244H93ZM144 244H145V247H144ZM164 244H165V246H164ZM64 246H67V247L64 248ZM71 246H73V248ZM129 246H130V249H129ZM61 247H62L63 251H62ZM97 247H98V249H96ZM176 247H178V248H176ZM28 248H29L30 251L28 250ZM73 249H75V250H73ZM100 249L102 250V252H101ZM127 249H129V250L127 251ZM140 250H142V251L140 252ZM36 251H37V253H36ZM56 251L58 252L59 257L57 255V252ZM155 251H156V253H155ZM71 252H72V254H71ZM97 252H98V255H97ZM145 252H146V254H145ZM43 253L44 254L46 253V256ZM75 253H77V254H75ZM162 253H164V254H162ZM176 253H178V254H176ZM49 254H51V255H49ZM61 254H63V255L60 258V255ZM134 254H137V255H134ZM19 255H21V256H19ZM70 255L72 256V259H70L71 258ZM146 255L149 256V260H148V256H146ZM29 256H31L32 258L29 257ZM38 256H40L41 258L38 257ZM42 256H44L45 257V260H48V261L43 260L44 257H42ZM67 256H69V257L67 258ZM95 256H97V257H95ZM136 256H138V257H136ZM20 257H21V259H20ZM80 257H81V259H80ZM52 258L55 259V260H52ZM73 258H75V259L73 260ZM104 258L107 261H105ZM65 259H67L68 261L65 260ZM125 259H126V261H125ZM98 260H100V262ZM122 260H123V262H122ZM134 260H137V261L139 260V263L136 262V261H134ZM69 262H71V263H69ZM75 262H77V263H75ZM94 263H92V264H94ZM183 264H187V263L184 262Z\"/></svg>",
  "mask_w": 264,
  "mask_h": 264
},
{
  "label": "trees",
  "instance_id": "16d2710c",
  "mask_svg": "<svg viewBox=\"0 0 264 264\" xmlns=\"http://www.w3.org/2000/svg\"><path fill=\"white\" fill-rule=\"evenodd\" d=\"M11 111V105L8 106L7 113H10Z\"/></svg>",
  "mask_w": 264,
  "mask_h": 264
}]
</instances>
